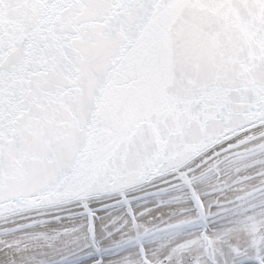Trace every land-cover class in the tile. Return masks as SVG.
<instances>
[{"label":"snow or ice","instance_id":"snow-or-ice-1","mask_svg":"<svg viewBox=\"0 0 264 264\" xmlns=\"http://www.w3.org/2000/svg\"><path fill=\"white\" fill-rule=\"evenodd\" d=\"M0 264H264V0H0Z\"/></svg>","mask_w":264,"mask_h":264}]
</instances>
